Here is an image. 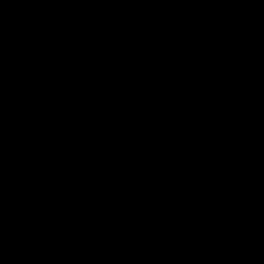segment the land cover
Wrapping results in <instances>:
<instances>
[{
    "label": "water",
    "instance_id": "obj_1",
    "mask_svg": "<svg viewBox=\"0 0 264 264\" xmlns=\"http://www.w3.org/2000/svg\"><path fill=\"white\" fill-rule=\"evenodd\" d=\"M0 264H264V0H0Z\"/></svg>",
    "mask_w": 264,
    "mask_h": 264
}]
</instances>
